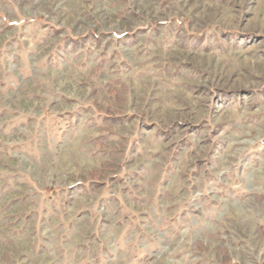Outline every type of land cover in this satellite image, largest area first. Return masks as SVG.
Returning <instances> with one entry per match:
<instances>
[{"label":"rangeland","instance_id":"obj_1","mask_svg":"<svg viewBox=\"0 0 264 264\" xmlns=\"http://www.w3.org/2000/svg\"><path fill=\"white\" fill-rule=\"evenodd\" d=\"M0 264H264V0H0Z\"/></svg>","mask_w":264,"mask_h":264}]
</instances>
